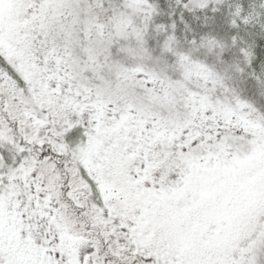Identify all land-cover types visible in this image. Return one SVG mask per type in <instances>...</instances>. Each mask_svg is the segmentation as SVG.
<instances>
[{
	"label": "snow or ice",
	"instance_id": "obj_1",
	"mask_svg": "<svg viewBox=\"0 0 264 264\" xmlns=\"http://www.w3.org/2000/svg\"><path fill=\"white\" fill-rule=\"evenodd\" d=\"M0 264H264V0H0Z\"/></svg>",
	"mask_w": 264,
	"mask_h": 264
}]
</instances>
